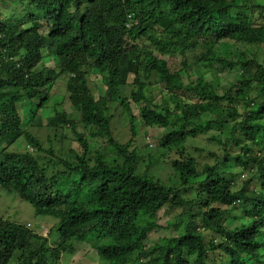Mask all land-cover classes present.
Returning a JSON list of instances; mask_svg holds the SVG:
<instances>
[{
  "label": "trees",
  "instance_id": "16d2710c",
  "mask_svg": "<svg viewBox=\"0 0 264 264\" xmlns=\"http://www.w3.org/2000/svg\"><path fill=\"white\" fill-rule=\"evenodd\" d=\"M15 9L23 22L12 21ZM263 16L264 4L255 0H0V189L58 221L47 232L57 229L53 242L28 224L0 218V264H59L64 253L76 254L75 243L91 245L104 264H210L218 252L230 264H264ZM225 42L256 44L259 53L231 60L217 52ZM45 52L59 72L41 66ZM175 52L184 60L172 72ZM236 70L234 86H222L220 75ZM94 74L106 87L99 100L90 87ZM60 79L89 133H75L81 152L72 150L73 160L65 158V136H49L45 146L22 129L18 109L38 98L44 109ZM132 103L142 109L147 136L168 129L158 149L179 186L140 170ZM111 105L130 125L125 143L115 137ZM206 114L205 126L198 124ZM76 124L64 112L47 128L75 131ZM20 138L33 151L9 150ZM199 139L218 150L194 144ZM94 141L118 158L93 151ZM203 153L215 164L198 168ZM238 210L245 221L228 227ZM154 231L170 233L148 246Z\"/></svg>",
  "mask_w": 264,
  "mask_h": 264
},
{
  "label": "rangeland",
  "instance_id": "374dc122",
  "mask_svg": "<svg viewBox=\"0 0 264 264\" xmlns=\"http://www.w3.org/2000/svg\"><path fill=\"white\" fill-rule=\"evenodd\" d=\"M240 1V0H239ZM255 3L257 4H264V0H255ZM6 5H2V11L6 15L7 11ZM12 10V9H11ZM16 10V17L15 19H12V21L15 22H23L24 16L22 15L21 11L19 9ZM259 16V14H258ZM263 18L260 19L262 21ZM25 24V23H24ZM226 44H222L217 48V52L222 55L226 56L227 58H230L231 60H238L239 57H242L243 59L252 60L255 54L259 53V47L256 44H234V42H225ZM157 54L161 57L162 55L157 52ZM175 56H173V60L171 61L168 59L170 67L172 72L178 71L181 69V65L183 62V57L179 55V52H175ZM57 62L55 61V58L53 55H49L45 52V60L43 61L41 66H45L48 68H55L58 72L59 69L57 68ZM44 67V68H45ZM255 67V65H253ZM213 71V69H211ZM217 75V74H216ZM239 71L236 70L234 73L225 72L223 75H220L221 84L222 86L230 85V87L234 86L236 83V80L234 77H239ZM64 78V77H62ZM195 77L193 76V79ZM211 80H213V77H210ZM90 87L94 90V94L96 97V100H99L100 97L106 95V87L104 86L102 82V76L100 74H94L92 77H90ZM195 80V79H194ZM129 85L133 82V77L129 80ZM210 81V80H209ZM160 86H158L159 88ZM130 90L131 88L125 89V96H130ZM162 97L158 96L156 98V103H160L162 101ZM164 98H169L168 94L164 95ZM41 102V99H26L23 103L18 104V109L20 111V114L23 119L22 129L26 132L30 131L36 136H38L40 139L44 140V145L48 146V138L49 136H57L62 140L63 136L66 137L63 142V152L65 153V158L73 160L72 156V150L75 152H81V146L76 140L75 133L79 135L86 136L88 133L87 130L84 129V126L79 121L80 114L75 110V108L72 106L70 101V94L67 91V85L65 79H60L59 82L52 88L50 91V102L48 105L45 106L44 109L39 108V104ZM134 116H136V123L134 127H136L137 136L135 137V145H139V148L141 150L140 155L143 159H141L140 163V170L148 171L150 169V175L154 178H159L163 182L168 183L171 186H179L180 180L175 174V171L171 169V164L168 161V158H163L162 153H164V150L158 149L159 146V138L163 135H165L168 132V129H157L149 132V135L147 136L145 134V129L141 123V111L138 106L132 103ZM172 108H175V104L172 103ZM110 115H114V120L112 122L114 128H116V134L115 137L117 140L121 141L122 143H125L130 138V132L127 120H125L126 115H123V111L119 106L111 105V107L106 110ZM67 113L71 116L73 120L77 122L75 126V131L72 129H65L61 131H54L49 130L47 128L48 121L50 118L54 117L55 114H62ZM209 115L206 114L205 117H201V119L198 121V124L204 125L208 122L210 119L208 117ZM174 120V119H173ZM150 142L153 144V147L150 146ZM194 144L205 147L210 150H218L217 147L211 145L204 139H199L198 141H195ZM55 145L58 148V153L62 152V143H55ZM219 148V147H218ZM91 149L93 151H100L103 154L107 156L108 159L115 160L118 158V155L116 151L107 144H104L99 141H94L91 145ZM9 150L14 152H27V150L33 151V148L29 147L27 141L25 138H20L18 142L13 145ZM34 154L37 156L39 153L37 151L34 152ZM43 154V153H42ZM40 153V155H42ZM44 157V155L42 156ZM41 157V163L45 162V160H42ZM172 156H170L171 158ZM167 160V162H166ZM152 162V163H151ZM210 163L215 164V158L208 156L206 153L200 154L198 157V168H201L204 164ZM235 166V165H234ZM244 177L236 179L237 183H242L240 181H243ZM185 195L191 196V193H186ZM163 215L160 218V222L164 223V225L168 221V217ZM245 215L246 213L238 210L234 212V215L229 216L227 220V226L228 227H235L239 224H241L243 221H245ZM0 218L7 219L10 221H14L23 225L30 224L33 229L37 230L38 232L48 235L47 232H51L54 227V225H58V221L55 218L52 217H42L37 216L34 210L33 205L30 203L21 200L17 194H11L7 193L0 189ZM203 221V220H202ZM43 225H47L46 228L42 227ZM44 228V229H43ZM181 226L178 228L179 231H181ZM155 232V231H154ZM170 232H159V233H151L150 238L148 241V246L155 245L159 243L160 238L166 237L169 235ZM50 239L54 242L58 238L57 229L55 228L51 235L49 236ZM77 252L76 254H70V253H64L62 257V261L59 264H104V262L100 259H98V255L96 253V250L91 247V245H88L86 243H75V248ZM212 260L210 261V264H230V261L227 260L223 254L221 256V253L218 252L215 255L211 256Z\"/></svg>",
  "mask_w": 264,
  "mask_h": 264
},
{
  "label": "clouds",
  "instance_id": "9594fccd",
  "mask_svg": "<svg viewBox=\"0 0 264 264\" xmlns=\"http://www.w3.org/2000/svg\"><path fill=\"white\" fill-rule=\"evenodd\" d=\"M150 146H152L153 147V144L150 142ZM28 227H32L30 224H28Z\"/></svg>",
  "mask_w": 264,
  "mask_h": 264
}]
</instances>
